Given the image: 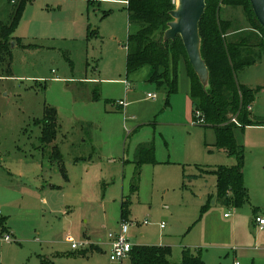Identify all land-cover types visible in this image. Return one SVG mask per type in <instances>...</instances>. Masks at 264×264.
I'll list each match as a JSON object with an SVG mask.
<instances>
[{"label":"rangeland","instance_id":"374dc122","mask_svg":"<svg viewBox=\"0 0 264 264\" xmlns=\"http://www.w3.org/2000/svg\"><path fill=\"white\" fill-rule=\"evenodd\" d=\"M214 7L219 27L227 28L223 40L264 37L247 9L221 0ZM9 13L7 0H0L1 23ZM130 31L122 0L25 3L13 33L10 74L0 78V264H129L111 262L104 243L122 222L123 198L131 243L170 247V263H181L187 250L206 264H264V233L249 220L253 205L264 217V127L237 135L253 205L236 214L218 200L216 177L199 171L236 160L213 146V130L195 125L187 58L177 63L178 90L167 99L148 83V68L127 75ZM255 44L248 42L242 56L259 55ZM236 83L260 88L247 111L253 122L264 123V53L236 73ZM45 108L57 112L58 166L50 158L53 144L39 141ZM143 144L152 146L154 163L136 168ZM72 242H99L102 251L89 244L82 257Z\"/></svg>","mask_w":264,"mask_h":264},{"label":"trees","instance_id":"16d2710c","mask_svg":"<svg viewBox=\"0 0 264 264\" xmlns=\"http://www.w3.org/2000/svg\"><path fill=\"white\" fill-rule=\"evenodd\" d=\"M32 0H7L10 13L6 23L0 22V78L10 74L11 44L15 40L13 33L17 26L25 3ZM91 1V0H88ZM218 0H205V11L199 23V36L201 40L200 52L209 73V88L204 90L198 77L190 75L189 98L191 100L192 114L199 113L197 127L212 129L215 132L214 147L233 156L236 163L232 166H218L201 169L203 174H212L216 177V194L218 200L235 209L249 203V196L244 185V149L237 140L247 127L262 126L263 122H253L251 114L247 111L255 94L260 88L251 90L236 83V73L245 67L254 65L259 56L264 53V37L253 38L236 37L235 43L223 40L227 28H220L214 12V4ZM220 1V0H219ZM127 14L132 31L127 35L126 45V73L138 72L148 68V83L162 89L166 98L178 90L177 63L180 59L186 61L187 55L180 38L163 42V34L167 24L172 21L169 12L174 10L171 0H126ZM227 5H239L248 10L255 23V29L264 34L259 25L249 0H221ZM213 7V8H212ZM91 33L88 37H91ZM264 36V35H263ZM256 43L260 53L257 56L250 54L242 56L248 48V42ZM188 61V59H187ZM189 64V62H188ZM190 65V64H189ZM191 67V66H190ZM236 118L238 125L230 123ZM41 126L40 145L45 147L53 144L52 154L55 162L61 163L59 150L54 144L58 134L57 112L53 108H45ZM144 163H154L153 148L149 144L140 145L136 152L135 167ZM131 192L137 187L131 184ZM206 208V207H204ZM203 208V209H204ZM129 206L121 202L120 219L125 220ZM1 232L3 222L0 221ZM87 251H80L79 255L86 257ZM171 249L168 246H134L129 254V264H173L170 263ZM182 262L179 264H205L199 256L192 255L183 250ZM40 264H53L43 259Z\"/></svg>","mask_w":264,"mask_h":264},{"label":"water","instance_id":"95a60500","mask_svg":"<svg viewBox=\"0 0 264 264\" xmlns=\"http://www.w3.org/2000/svg\"><path fill=\"white\" fill-rule=\"evenodd\" d=\"M252 11L264 30V0H249ZM205 0H177L175 9L169 12L172 21L167 24L163 42L177 36L185 49L188 62L204 90L209 88V73L200 52L199 23L205 11Z\"/></svg>","mask_w":264,"mask_h":264},{"label":"built area","instance_id":"2783aa9c","mask_svg":"<svg viewBox=\"0 0 264 264\" xmlns=\"http://www.w3.org/2000/svg\"><path fill=\"white\" fill-rule=\"evenodd\" d=\"M173 4H176L177 0H172ZM147 97L151 100H155L156 99V94H148ZM119 106L124 107L125 103L123 102H119L118 104ZM199 113L196 112L195 117L198 118ZM234 121V120H233ZM202 123L201 120H198L197 122ZM229 215L226 214L224 215V217H228ZM255 223L262 228L264 226V219L260 218V217H256L255 218ZM144 224H146V222H144ZM131 228V225L126 222L125 220L120 223L118 229L116 232H109L107 234V238L109 240V252H108V257L109 260L111 262H117L120 263L124 260H127L129 258V254L132 250V248L134 247V245H132V243L130 242L127 234L129 232ZM161 229L164 228V224L162 223L160 226ZM10 237L8 234H5L3 236V241L4 242H10ZM90 243H81V244H75L74 242L71 243V249L73 251H81V250H85ZM238 264V263H235Z\"/></svg>","mask_w":264,"mask_h":264},{"label":"crops","instance_id":"0c3cea01","mask_svg":"<svg viewBox=\"0 0 264 264\" xmlns=\"http://www.w3.org/2000/svg\"><path fill=\"white\" fill-rule=\"evenodd\" d=\"M122 2L124 3V4H126V6H127V2H126V0H122ZM187 97H188V99H189V103H190V105H191V100H190V98H189V89H187ZM119 104V103H118ZM119 106V105H118ZM119 107H121V108H124V107H122V106H119ZM191 112H192V106H191ZM260 127H262V126H251V127H247V128H250V129H262V128H260ZM203 129V128H202ZM246 129V128H245ZM205 130H212V129H205ZM214 134H215V132H214ZM214 141H215V139H214ZM213 144H214V142H213ZM56 145V144H55ZM56 147H57V145H56ZM57 149H58V147H57ZM59 150V149H58ZM219 151H221V150H219ZM224 152V151H223ZM226 153V152H225ZM50 158H51V156H50ZM135 159H136V155H135ZM53 160L51 159V161L50 162H52ZM54 162V161H53ZM56 164H57V166L59 165L57 162H55ZM201 169H199V171H200ZM201 172V171H200ZM243 175H244V169H243ZM244 184H245V182H244ZM122 201H123V199H122ZM121 201V202H122ZM252 203H251V198H249V203L247 204L248 206L249 205H251ZM253 205V204H252ZM254 206V205H253ZM252 206V216L250 217V219L249 220H251L252 221V225H253V227L254 226H258L256 223H255V218L256 217H260V218H263L264 219V217L262 216V215H260L259 213H257L256 211H257V209H258V207H256V206H254L253 207ZM242 208V207H241ZM235 209V208H234ZM235 212H236V214H237V209L235 210ZM224 215H226V213L225 214H223V218L225 219V220H228L229 218H230V215L228 216V217H224ZM254 215H256V216H254ZM253 216H254V218H253ZM252 218H253V220H252ZM254 223V224H253ZM162 224V223H161ZM161 224L159 225V228H160V226H161ZM259 227V226H258ZM161 229V228H160ZM259 229L261 230V232H263L264 233V226L262 227V228H260L259 227ZM162 230V229H161ZM130 240V239H129ZM131 242V241H130ZM105 246L107 247V250H108V252H109V240H108V238H107V236H106V240H105ZM90 244H94V245H96L97 246V248H98V250L99 251H102V249H101V246H100V244L101 243H99V242H94V243H90ZM132 245H134L133 243H132ZM134 246H150V245H147V244H143V245H134ZM152 246H165L164 244H162V245H152ZM85 250H87V249H85ZM73 251V250H72ZM81 251H84V250H81ZM77 252H80V251H77ZM98 252V251H97ZM88 257V256H87ZM128 260V259H127ZM52 262V261H51ZM123 262V261H122ZM204 262V261H203ZM53 263V262H52ZM205 263V262H204ZM236 262H233V264H235ZM128 264V263H127ZM206 264V263H205Z\"/></svg>","mask_w":264,"mask_h":264}]
</instances>
